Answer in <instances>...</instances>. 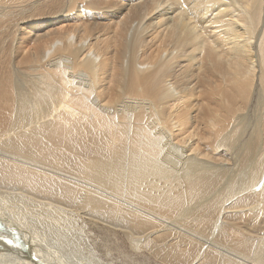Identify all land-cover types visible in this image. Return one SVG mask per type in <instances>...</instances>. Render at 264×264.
Listing matches in <instances>:
<instances>
[{
	"label": "bare ground",
	"instance_id": "6f19581e",
	"mask_svg": "<svg viewBox=\"0 0 264 264\" xmlns=\"http://www.w3.org/2000/svg\"><path fill=\"white\" fill-rule=\"evenodd\" d=\"M68 1L0 58V191L46 225L0 209V264H103L49 247L80 219L161 264H264V0Z\"/></svg>",
	"mask_w": 264,
	"mask_h": 264
},
{
	"label": "rangeland",
	"instance_id": "374dc122",
	"mask_svg": "<svg viewBox=\"0 0 264 264\" xmlns=\"http://www.w3.org/2000/svg\"><path fill=\"white\" fill-rule=\"evenodd\" d=\"M68 2L69 1L67 0L66 2L67 5H68ZM61 3H63V0H35V1L29 0L27 3H23L20 7L16 8V7L11 6L7 8L6 10L2 11L0 13V58L7 60V61H11L13 57H15L17 52H19L20 49H22L28 43L27 41H21V38L25 37L27 32H29L30 29L33 28L35 24L44 22V24L46 25L53 26V25H56L58 21L70 20L69 19L70 13H68L66 10H64L62 14L58 16L59 18L55 19L53 17L52 7H54L55 4H61ZM39 12L43 14L42 18L38 17ZM71 22L72 21H70V23ZM252 48H253V44H252ZM255 60H256L255 57H253L252 62L254 65H256ZM258 91H259V88H258V85H256L252 93L253 96L251 97L250 104L248 105L249 109L247 108V111H246L247 121L250 122V125L248 126L246 130L247 134L251 133V130H252L251 125L255 123L257 118H259L261 113L263 112L262 111L263 107L259 104V101H258V98L260 95ZM3 193L5 192L0 191V195H2ZM3 195H5L7 199L6 201L4 200L6 203L2 202L1 201L2 197L0 196V206L2 204V206L0 207L1 210H4V209L6 210L7 206L10 205L9 206L10 209L12 208L13 212L16 211L15 212V214H17L16 219L17 220L21 219L20 220L21 222L20 221L19 222L24 223L26 227L28 226L27 228L29 229V232L31 234H33L34 236L37 234V236L39 237H41V235H44L43 230L41 231L39 230L42 229L44 226L46 227V225L42 226L41 224H38V223L37 225H40V226L37 227L36 223L34 225L33 224L34 221L31 222L30 217L26 213L27 212L26 209L24 210L23 207H20L19 205H15L14 202L11 201L12 200L10 199L11 194L7 195L5 193ZM7 200L11 202H8ZM19 211H21V213ZM22 212L23 213L25 212V213L23 214ZM18 214L21 218L18 216ZM23 217L24 218L27 217V219H22ZM80 220L76 223V226H69V225L67 226V223L65 222L64 224V222L62 221H59V223L56 221H52V224L53 223L55 224V225L53 224V227L57 229L63 228V231H65L67 235L69 234L68 237L70 238V242L72 241V243H70L69 245H66V247H64L62 244L50 245L51 243H49V247L51 248V250H55V247H56L57 249L56 252L61 254L63 257L65 256L64 258L66 259L69 258V260H80L81 259L83 261L84 259V261L93 262L98 259L100 262L102 261L103 264H161L159 261H157V259H155V257L150 255L151 253H148L147 237L134 236V238L136 239L134 240L130 236H128L126 233L122 232L121 230L104 228L100 225L91 226L90 223H87L88 225L85 224L88 221L84 219H80ZM27 222H29V224ZM31 227L32 229L33 228L34 229L31 230ZM66 227H68V229L73 230V231L68 232L67 231L68 229ZM85 231L86 233H83ZM147 233L148 232H145L144 234H147ZM42 237L41 238L44 239L45 235ZM134 242L139 243L138 248L136 249L134 248L135 246ZM75 243L77 245H75ZM86 243H88V245ZM83 245L84 247H86L84 251H83ZM58 246H60L61 249L58 248ZM63 248L65 249V251L66 249L68 251L65 252ZM78 248L79 249L81 248L80 251ZM59 249L61 251H58ZM76 251H79L80 253ZM61 252H65V253L62 254ZM91 257H94L95 259L93 260Z\"/></svg>",
	"mask_w": 264,
	"mask_h": 264
}]
</instances>
